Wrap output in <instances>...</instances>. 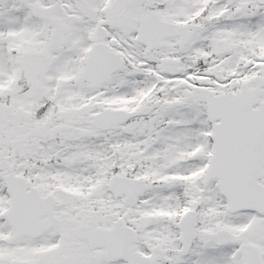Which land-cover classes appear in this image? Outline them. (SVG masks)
Segmentation results:
<instances>
[{"label": "snow or ice", "instance_id": "snow-or-ice-1", "mask_svg": "<svg viewBox=\"0 0 264 264\" xmlns=\"http://www.w3.org/2000/svg\"><path fill=\"white\" fill-rule=\"evenodd\" d=\"M0 264H264V0H0Z\"/></svg>", "mask_w": 264, "mask_h": 264}]
</instances>
